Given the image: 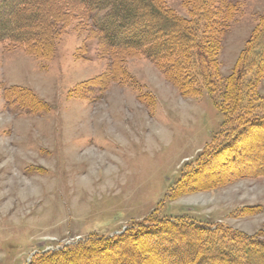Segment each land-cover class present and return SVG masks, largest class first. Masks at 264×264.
<instances>
[{
	"label": "rangeland",
	"instance_id": "obj_1",
	"mask_svg": "<svg viewBox=\"0 0 264 264\" xmlns=\"http://www.w3.org/2000/svg\"><path fill=\"white\" fill-rule=\"evenodd\" d=\"M236 1L239 13L217 55L223 80L264 16V0ZM164 3L189 18L180 0ZM86 23L81 33L74 23L66 27L47 61L0 45V264H27L39 251L116 235L155 213L264 243V177L172 191L224 131L208 95L181 96L154 64L135 57L122 62L130 82H103L109 63ZM253 76L245 74L244 84H254ZM10 87L46 107L23 110L3 97ZM255 93L263 110L264 78ZM259 139L264 134L247 141Z\"/></svg>",
	"mask_w": 264,
	"mask_h": 264
},
{
	"label": "trees",
	"instance_id": "obj_2",
	"mask_svg": "<svg viewBox=\"0 0 264 264\" xmlns=\"http://www.w3.org/2000/svg\"><path fill=\"white\" fill-rule=\"evenodd\" d=\"M180 2L189 18L177 16L164 0H0V45L47 61L66 27L74 23L81 33L89 22L98 54L109 63L103 82L131 80L122 62L143 58L181 96L197 98L205 92L223 117L221 136L185 173V184H174L173 193L182 186L207 190L225 181L264 177V141H247L264 134V108L256 107L261 99L255 93L256 81L264 78V16L232 75L223 80L217 55L239 4ZM248 73L254 75V84H244ZM5 94L31 113L46 107L22 88L4 89ZM219 171L229 176L216 179ZM28 264H264V243L226 227L168 220L155 213L116 235L39 251Z\"/></svg>",
	"mask_w": 264,
	"mask_h": 264
}]
</instances>
